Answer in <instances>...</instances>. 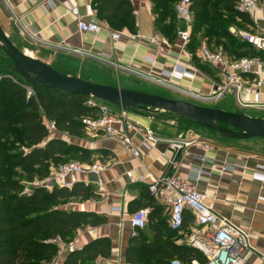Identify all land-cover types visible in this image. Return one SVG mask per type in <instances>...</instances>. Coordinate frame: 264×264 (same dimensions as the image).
<instances>
[{
	"label": "crops",
	"instance_id": "obj_1",
	"mask_svg": "<svg viewBox=\"0 0 264 264\" xmlns=\"http://www.w3.org/2000/svg\"><path fill=\"white\" fill-rule=\"evenodd\" d=\"M129 1L135 16L132 28L128 26L130 29L111 27L108 20L98 14L95 0H0V25L9 39L16 43L15 45L33 44L47 52L57 54L58 57L66 56L77 61L89 62L88 64L102 69L111 78L115 77L118 84H114L122 89H131L130 86L134 87L139 83H149L139 75L152 73L163 77L162 75L172 71L177 64L184 66L189 75L194 77L183 76L181 79L163 77L176 87L205 91L221 81L218 70L203 62L199 65L194 63L192 55L183 49L178 35L169 40L161 33L156 26L157 16L151 0ZM259 4V10L248 14L249 22L237 19L238 25L229 27L232 36L245 42L238 34L240 31L264 33V0H259ZM70 6L78 7L83 17L90 22L100 23L105 30L97 34L82 33L77 18L68 13ZM88 6L93 8L91 16L87 14ZM180 26L178 22V29ZM112 32L120 34L121 39L114 41ZM153 38H156V42L151 41ZM247 45L253 53L264 56L263 52H258L249 43ZM203 46L209 47L205 40L200 48ZM248 78L252 83L260 80L264 82V66L254 67ZM163 90L171 95L176 94L180 97L178 100L188 101L186 100L188 98L175 91ZM256 94L247 93L245 90L238 94L245 103L244 107L237 104L233 91L213 104L220 105L218 107L224 111H239L251 117L264 119V85L259 91L258 101ZM120 108L112 110L117 113ZM140 116L142 120L139 122L143 125L132 123L137 129L151 130L158 138V142L153 149L148 150L142 147L143 138L136 130L127 131L135 147L140 151L138 158L119 141L109 139L101 132L95 135L85 130V134L89 136L87 140L89 144L84 145L85 140L78 138V141H69L93 152L91 163H81L98 164L103 170L99 175L85 173L77 176L75 185L82 190L91 187L92 198L82 200L77 196L69 204L63 205L62 209L92 213L106 220L97 226L87 225L80 228L75 238L71 240L77 241L78 248L74 252L81 251L97 239L108 238L111 241V257L101 258L98 262L128 264L126 253L132 240L130 219L133 213L141 209L152 211L164 206L151 195L149 185L157 177L164 175H178L196 180L198 176L194 174H199L198 188L206 196L207 203L221 218L248 236L254 253L249 257L247 264H264V156L217 146L205 138L190 139L182 119L174 118L167 113L145 112ZM115 128L121 133L126 132L121 124H116ZM51 137L66 141L69 138L56 131H51ZM180 137L193 141V144L187 153L177 156L170 144ZM55 176L56 168H52L48 178L30 183L31 187H25L23 193L31 195L33 188L40 187L51 191L53 188L49 189L44 184ZM28 182L31 181L21 180L23 186ZM116 208H121L122 212L118 213ZM162 214L163 217L167 215L165 218L169 221L170 214L166 207L162 208ZM185 223L191 227L194 225L193 217L188 211L185 213ZM190 226L185 228L188 233ZM141 234L142 236L152 234L149 225ZM69 254L71 253L63 257L62 264Z\"/></svg>",
	"mask_w": 264,
	"mask_h": 264
},
{
	"label": "trees",
	"instance_id": "obj_2",
	"mask_svg": "<svg viewBox=\"0 0 264 264\" xmlns=\"http://www.w3.org/2000/svg\"><path fill=\"white\" fill-rule=\"evenodd\" d=\"M180 1L151 0L157 16L156 26L169 40L177 35L176 5ZM95 4L98 14L106 18L111 27L125 28L130 25L132 28L135 23L134 9L129 0H95ZM192 11L194 27L187 50L194 63H202L198 49L204 40L210 48H223L232 59H264L263 55L248 49V43L229 32L230 26L238 25L237 19L249 22L248 14L237 10L236 0H192ZM7 60L5 64L0 63V66L8 68L5 75L13 74L22 82L21 76L10 69L12 62ZM58 64L59 69L54 68L65 75L116 86L114 82H108L105 72L94 65H90L89 70L80 71V63L66 56H60ZM78 72L80 75H77ZM97 73L102 75V79ZM32 89L35 96L27 98V90L19 83L4 78L0 84V168L11 165L22 169L25 172L22 180L32 181L36 177L48 178L51 169L62 163H91V150L51 137L48 125L52 123L56 132L69 138H83L85 127L82 120L96 113V109L88 107L90 98L56 90ZM24 188L21 179L17 182L0 180V264H50L58 251L50 243L52 239H65L67 236L73 240L80 228L97 226L106 221L92 213L62 209L77 196L82 200L92 198L91 187L82 190L75 185L71 190L55 187L51 191L40 187L33 188L31 195L24 194ZM163 207L150 211L152 234L142 236L140 233L139 237L132 238L126 253L127 263L171 264L172 260L179 259L188 264L194 258L204 263L201 252L172 240L173 235L182 234L170 228L169 221L163 217ZM185 224L183 229L188 233L185 228L190 225ZM111 254L110 239H97L81 251L69 254L63 264H102L98 260L109 259Z\"/></svg>",
	"mask_w": 264,
	"mask_h": 264
},
{
	"label": "built area",
	"instance_id": "obj_3",
	"mask_svg": "<svg viewBox=\"0 0 264 264\" xmlns=\"http://www.w3.org/2000/svg\"><path fill=\"white\" fill-rule=\"evenodd\" d=\"M237 10L251 14L260 9L259 0H236ZM69 14L74 15L78 20V27L82 33L97 34L105 27L97 22H90L83 17L76 6H70ZM88 16L93 15V8L88 6ZM176 17L181 24L177 35L182 43L183 49L187 50L191 42L194 27V13L192 11V0H181L176 5ZM263 20V19H261ZM239 36L247 43L252 45L258 52L264 53V33L256 34L247 31H240ZM114 41H119L121 35L113 33ZM156 42V38L151 40ZM76 54L81 55L78 51ZM199 59L216 70L221 75V81L215 83L211 88L205 91H194L190 88H181L171 85L166 79H181L183 76L194 77L189 75L184 66L177 64L172 71L160 76L152 73L139 75L147 82L159 86L163 89L175 91L191 101L202 103H214L221 100L228 92H235L236 102L240 107L245 103L239 98L238 94L245 90L247 93H257L264 85L262 80L252 83L248 76L253 72L256 66H264V60L259 58L244 57L241 59H232L223 48L212 49L203 46L198 51ZM8 80L19 83L27 90V98L35 96V92L29 84L22 79L16 80L13 74H0V84L2 80ZM88 107L96 109V113L85 117L82 124L89 134H99L100 132L107 138L119 141L124 147L128 148L135 157L140 156V151L135 147L132 138L127 131L136 130L143 138L142 147L148 150L154 148L158 138L151 130L137 129V127L128 119L127 110L120 108L116 113L106 102L90 98ZM116 124L124 126L126 132L117 131ZM50 131H55V126L49 123ZM193 141H187L184 137L171 142V149L177 156L187 153ZM260 168H263L260 166ZM103 167L100 165H85L79 161H69L60 164L56 168V176L46 181L44 186L49 189L55 186L64 189H73L77 182V176L85 173L99 175ZM199 177V174H194ZM130 176V174H129ZM198 177L196 180H190L178 175H164L157 177L150 185L149 192L155 199L169 211L170 228L182 235L184 239L177 241L179 245H186L202 253L205 262L202 263L194 258L188 264H247L249 257L254 253L249 244L248 236L240 229L221 218L215 210L207 203L206 196L198 188ZM130 178H132L130 176ZM118 213L122 212L121 208H116ZM189 212L194 220V225L189 233L184 232L185 213ZM150 211L141 209L133 213L131 224V238H137L149 225ZM51 244L58 248L57 257L52 264H62L63 257L77 250V241H64L61 237H56L50 241ZM171 264H184L179 259L172 260Z\"/></svg>",
	"mask_w": 264,
	"mask_h": 264
},
{
	"label": "water",
	"instance_id": "obj_4",
	"mask_svg": "<svg viewBox=\"0 0 264 264\" xmlns=\"http://www.w3.org/2000/svg\"><path fill=\"white\" fill-rule=\"evenodd\" d=\"M0 49L12 62L10 69L36 89L56 90L63 94L84 96L131 110L135 114L167 113L174 118L212 131L232 140H264V119L241 112L204 107L185 100L157 94L96 84L79 77L65 75L53 66L22 52L0 25Z\"/></svg>",
	"mask_w": 264,
	"mask_h": 264
},
{
	"label": "rangeland",
	"instance_id": "obj_5",
	"mask_svg": "<svg viewBox=\"0 0 264 264\" xmlns=\"http://www.w3.org/2000/svg\"><path fill=\"white\" fill-rule=\"evenodd\" d=\"M16 44V43H14ZM22 52L27 53L28 55L37 58L39 60H44L43 62L59 69V57L57 56V54L52 53V52H47L44 49H41L39 47H37L36 45H16ZM7 56L1 51L0 49V63H7ZM78 63H80V65L78 66L79 70L81 71V69L84 70H89L88 68L90 67L91 64H88L89 62L86 61H78ZM5 66V65H4ZM4 66H0V74L5 75L8 72V68L4 67ZM98 74V73H97ZM106 74V73H105ZM77 75H80V72L77 73ZM107 75V79L109 80L108 82L112 81L114 83H117V79L115 77L111 78L108 74ZM105 75V76H106ZM20 76V75H19ZM99 77H101L102 79V75L98 74ZM18 78H16L17 80ZM100 81V79H98ZM118 84V83H117ZM132 90L133 89H140V90H145L148 93H152V94H157V95H164V97H168V98H172V99H176L180 98L179 96H177L176 94H172L167 92L166 90H163L162 88L156 87L153 84L150 83H146V84H135L134 87L130 86ZM180 100V99H179ZM189 102H192L194 104L200 105V106H204V107H210V108H219L218 104H213V103H202V102H197V101H191L189 99H186ZM110 108L112 109H117L120 108L119 106L110 104V103H106ZM220 109V108H219ZM235 112H239V111H235ZM127 115H128V119L131 122L134 123H139L141 125H143L141 122H139L140 120H142L141 116L142 114H135L133 111L131 110H127ZM165 115V114H162ZM264 115V113H263ZM184 123V129L186 130L187 134H188V138H194V137H200L201 139L205 138L206 141L214 143L217 146H225L228 148H232V149H236V150H244V151H249L253 154H257L259 156H264V140L263 139H253V140H246V141H242V140H232V139H225L222 137H219L217 135H215L213 132L203 129L201 127H197L195 125L190 124L187 121L181 120ZM89 136H87L86 134H84L83 138H78V139H84V145L85 144H89L90 142L87 140ZM187 138V139H188ZM77 138H68V141H78ZM81 142V141H80ZM82 143V142H81ZM22 178H25V172H23L22 169L19 168H15L14 166H4L3 168H0V180L3 179L6 180H10V181H20V179L22 180ZM41 179L39 177H36L35 181H31L28 182V184L26 183L24 185V187L26 188H30V183H34L36 181H40ZM24 181V180H23ZM37 183V182H36ZM30 193V192H29ZM165 216V215H164ZM167 218V215L165 216ZM172 240L173 241H179L181 239L185 238V235H173L172 236ZM65 240H71L69 237H65ZM51 264V263H50Z\"/></svg>",
	"mask_w": 264,
	"mask_h": 264
}]
</instances>
